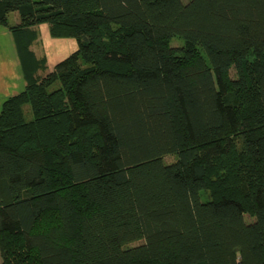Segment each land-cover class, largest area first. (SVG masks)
<instances>
[{
  "label": "trees",
  "instance_id": "obj_1",
  "mask_svg": "<svg viewBox=\"0 0 264 264\" xmlns=\"http://www.w3.org/2000/svg\"><path fill=\"white\" fill-rule=\"evenodd\" d=\"M41 23L78 47L35 77ZM0 24L26 79L0 264H264V0H0Z\"/></svg>",
  "mask_w": 264,
  "mask_h": 264
},
{
  "label": "rangeland",
  "instance_id": "obj_2",
  "mask_svg": "<svg viewBox=\"0 0 264 264\" xmlns=\"http://www.w3.org/2000/svg\"><path fill=\"white\" fill-rule=\"evenodd\" d=\"M186 1V0H183ZM18 17L16 11H12L8 14L9 24L15 23V18ZM170 44L173 47H181L183 42L181 38L174 36L170 39ZM78 47V42L73 37H53L49 33L48 25L46 23H42L38 26L37 32L34 34L33 38L29 42L27 49L32 52L34 58L39 61L37 66L34 67L31 75L35 77H41L45 75L47 72L53 69V66L56 62L62 60L64 57L72 53ZM42 55L45 57H37ZM40 53V54H39ZM21 68L23 72H25V66L23 65V61H21ZM235 72L234 69H230V76L234 77ZM57 82H54L51 87H56ZM25 107H28L25 105ZM29 117V115L27 116ZM165 162H172L175 160L174 155H167L164 157ZM246 221H251L252 217L245 214L244 215Z\"/></svg>",
  "mask_w": 264,
  "mask_h": 264
},
{
  "label": "crops",
  "instance_id": "obj_3",
  "mask_svg": "<svg viewBox=\"0 0 264 264\" xmlns=\"http://www.w3.org/2000/svg\"><path fill=\"white\" fill-rule=\"evenodd\" d=\"M17 22L18 17L15 18V23ZM39 25L33 26L31 30L36 33ZM41 55L42 52L40 56L35 54L37 57H41ZM42 57L45 56L42 55ZM25 82L15 35L7 27L0 24V109L8 96L23 90Z\"/></svg>",
  "mask_w": 264,
  "mask_h": 264
}]
</instances>
